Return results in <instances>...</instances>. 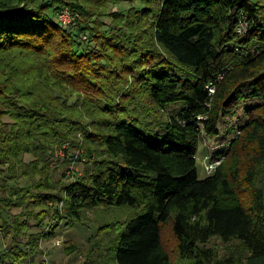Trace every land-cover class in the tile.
Wrapping results in <instances>:
<instances>
[{
    "label": "trees",
    "instance_id": "16d2710c",
    "mask_svg": "<svg viewBox=\"0 0 264 264\" xmlns=\"http://www.w3.org/2000/svg\"><path fill=\"white\" fill-rule=\"evenodd\" d=\"M93 1L107 5L0 0L2 228H15L7 219L16 203L59 201L65 220L58 206L44 212L60 222L102 205L143 207L111 230L114 264H175L173 255L181 264H264V0H141L144 7L122 13L125 27L113 12L97 16ZM62 7L81 17L76 24L54 18ZM241 23L244 43L253 41L242 50ZM128 81L172 108L168 119L119 100ZM231 114L233 125L222 129ZM235 127L244 160L200 179V141ZM238 138L223 154H234ZM80 147L88 162L102 158L89 181L70 182L66 164L78 161ZM215 238L238 243L240 253L221 256L209 246ZM13 239L0 264L31 262L27 242Z\"/></svg>",
    "mask_w": 264,
    "mask_h": 264
},
{
    "label": "rangeland",
    "instance_id": "374dc122",
    "mask_svg": "<svg viewBox=\"0 0 264 264\" xmlns=\"http://www.w3.org/2000/svg\"><path fill=\"white\" fill-rule=\"evenodd\" d=\"M90 5L96 10L97 16H99V12L110 14L113 12L114 18L112 19L111 17V19L115 23L124 27L126 25L121 19L123 17L122 13H127L132 8L131 11L133 12L136 11L137 8L140 9L144 7L141 5V0H107V5L103 7L99 3L93 1ZM114 12H116L117 15ZM57 15L58 16L54 18L60 24H64L65 26H69L70 24L74 25L77 23L78 19L81 18L77 14H74L68 7H62L57 12ZM111 19L106 16L103 20L106 24H110ZM113 21L112 28L116 27ZM105 29L108 30L109 28L105 27ZM235 29L238 33L236 34L235 42L243 43H239L238 48L241 49V47H248L253 43L252 40H248L246 44L244 43L245 40L242 39V35H244L248 29L247 24L241 23L240 26L237 25ZM109 30V32H111L113 29ZM251 50L252 49L250 48L244 53ZM22 61L25 60L22 59ZM122 85H124L123 87L129 91L126 95L119 96V100H123L124 102H128L126 100L133 101V103H136L138 106L144 107H140L141 110L166 120L172 113V108L168 109L167 107L164 108L155 103L152 104L149 102L148 98L141 95L139 91H134L132 89L134 87L132 81H128V83ZM133 103L130 104L134 105ZM242 109L243 106L240 107V110ZM202 118L203 117H200L199 119ZM225 118L226 122H222L220 127L226 130L228 125H233L236 117L231 114ZM87 129L90 132H93L92 126H88ZM237 130L238 129L235 127L229 133L223 131L215 138L203 137L199 143L196 154L200 179H204L215 173L222 164L224 165V162H226V164L223 168L226 170L227 167L233 166L236 163H241V161L244 160L241 159V157L245 155V152H243L244 147L242 148L245 136L240 135L241 131L235 136ZM237 138L239 139V142L233 147V150L234 154L237 152L238 157H234V154L232 153L229 155L223 154V150L227 151L231 143ZM78 151H74V154L79 156L78 161L68 162L66 164V175H72L71 179L68 180L70 182H76L77 180L89 181V176L96 172L94 161L97 162L102 158L101 155L94 153V159L91 162H88V152L86 153L83 148L78 149ZM60 155L65 159L63 153H60ZM83 158L84 160L82 161L81 159ZM30 159V157H27L28 161ZM88 166H90V168ZM260 175L264 178V165ZM24 181L27 182V180H23L21 181V184L26 183ZM229 203H234V201L231 200ZM15 205L17 206L9 208V217L7 219L9 222H12L13 220L17 222L13 224L15 227L14 229L12 228L10 232L8 229L5 231V229L2 228L4 224L3 220L0 219V249L12 244L15 233L20 241L24 243L27 242L28 245L26 246L27 248L29 247L33 254V256L29 258L31 262L29 261L28 264H114L112 260L113 246L111 243L113 244V236H111V230H119V228L126 225L128 220L144 212L143 207L135 209L130 208L129 206L117 207L115 205H102L85 211L82 215L81 221L75 222L66 220L60 222L61 219L58 218L67 216V213L65 207L63 208L65 205L63 203L60 204L59 201L51 203L49 207L47 203L45 206L43 203L31 206L29 204L28 206H20L19 203H16ZM56 206L63 209L60 216L58 218L53 215L45 217L44 209L49 210L50 207L54 208ZM41 213H44V215L40 216ZM66 222L71 225H66ZM53 231L55 234L49 236V233ZM165 235L166 245L174 246V241L172 240L168 227H166ZM33 246L36 249H32ZM209 246L216 247L221 256L233 254L236 251H238V254L240 253V246L236 242L224 243L222 240L215 238L210 242ZM172 248L173 247H171V249ZM173 257L177 260L176 255H173ZM176 260L174 261L175 264H181Z\"/></svg>",
    "mask_w": 264,
    "mask_h": 264
},
{
    "label": "built area",
    "instance_id": "2783aa9c",
    "mask_svg": "<svg viewBox=\"0 0 264 264\" xmlns=\"http://www.w3.org/2000/svg\"><path fill=\"white\" fill-rule=\"evenodd\" d=\"M213 90V89H212Z\"/></svg>",
    "mask_w": 264,
    "mask_h": 264
}]
</instances>
